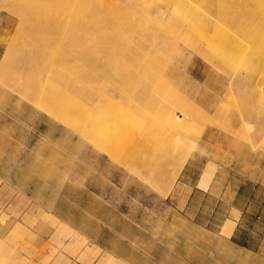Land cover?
Listing matches in <instances>:
<instances>
[{
  "label": "rangeland",
  "instance_id": "374dc122",
  "mask_svg": "<svg viewBox=\"0 0 264 264\" xmlns=\"http://www.w3.org/2000/svg\"><path fill=\"white\" fill-rule=\"evenodd\" d=\"M113 1L121 2V0ZM150 3L152 5L150 27L144 31L146 38L150 41L147 44L150 47L145 51L138 50L139 48L136 47L135 51L138 55L135 60L131 59L135 51H129L130 48L124 43V35H117L113 46L99 44L97 49L95 51L91 49V52L83 48L82 70L92 71L88 61H94L97 64L98 76L95 81H83L84 83L77 84L73 94H76V99L82 104L84 102V106L89 109L93 107L94 112L103 117L106 127H112V140L116 143L120 141L117 132L125 126L153 125L155 129L162 130L171 125L165 124L166 118L162 117L163 113L160 114L167 104L166 95L162 86L152 94H149V90L161 79L164 56L170 54L176 65L180 64V61L187 67L194 65L199 77L197 79H201L200 83L193 80L194 84L200 86L204 82L208 83L206 89L200 86L202 88L199 89L200 93L194 90L191 92L196 94L198 99L203 100L206 110L210 107L209 111L212 112L207 110L209 115L211 114L210 117H213L210 122L200 123L193 117V113L189 112L186 103L184 101L181 103V111H185L190 119V123H185L183 131L186 134L200 133L198 149L189 158L176 182L164 196L165 188L159 192L160 189L156 186L155 190L154 186L148 185L146 177L140 176L143 164L138 153L131 151L126 157L121 156L122 159H126L125 162L121 158V161L117 158L116 161L101 153L88 139H80L79 135L83 133L78 129L60 121L56 114L57 106L50 99L40 98L32 93L30 98H25L22 92H19L21 90H16L17 87L14 84L19 74L17 71H20L21 66H19L20 69L16 68L14 65L18 66V63L10 62L11 67H14L11 72L6 66L3 69L0 68L3 71V73L0 71L2 76L0 77L2 80H0L2 83H0V95H3L0 96V120L4 123H12L13 128H24L26 125L23 122L25 120L22 119V112L27 109V112L31 110L37 118L42 119L44 125L39 131L51 130L50 124H53L55 130H60L58 147L60 160H55V163L60 164L58 178L64 188L65 197L60 199L61 207L58 210L67 218L70 217V212L75 210L73 215L85 225L90 224L85 217L92 215L96 221H93L91 228L93 231L101 229L102 236H100V244H97L74 228L75 231L59 234L60 224L44 218L45 214H51L50 209L48 211L46 209L49 208L48 206L45 208L40 205V201L26 199L16 188H11L0 179V229L3 228V232L0 231V264H102L101 260L109 253L129 264H176L175 253L170 250L174 242V230L181 229L182 225L173 222L171 212L174 207L175 191L179 188L178 181L184 170L188 177V185L197 184V187L201 189H207L213 181L219 186L226 188L230 186L236 189L239 186L245 187L247 178L258 174L264 177V144L262 143L264 133L249 138L241 132L242 123L246 121L255 126L257 124L264 126V120H256L249 115L245 97L248 84L255 81L262 72L252 75L245 71L244 65H240L244 72L241 75L243 81L237 80L232 89L225 87L232 69L210 51L198 28L191 24L185 25L182 26L184 28L182 32H169L175 40L163 38L156 28L165 27L164 23L168 21L179 23L183 17L182 13L177 11V6L172 1L163 4L164 0H150ZM136 5L138 12L145 11L149 7V3L146 7L143 3L140 5L136 2ZM155 8H160V13H155ZM161 13L164 14L162 19ZM76 22L78 21L75 19L74 23L73 20H68L65 26L78 25L84 31L82 34L92 32L91 24L82 25ZM18 23L19 20L15 14L0 7V61L4 58V52L9 47L10 40L19 33ZM184 32L185 36L182 35ZM74 35L77 36V33L74 32ZM135 37L137 40V33ZM173 42L178 44L177 49L170 48ZM116 45L117 47L113 49ZM183 47V55L180 57V50ZM39 61L43 62L41 59ZM38 62L35 68L37 70L34 69L36 73L40 71L38 70L40 67L37 66L41 64L42 69L44 65ZM145 64L148 66L145 67ZM44 73L42 70V73L38 74L45 76ZM23 74L28 72L24 71ZM10 76H13L14 80ZM86 87L91 90L88 99H85L84 92L82 94L78 92L86 91ZM219 94L223 96L219 106L226 107L227 114L233 116V121H228V126L224 125L223 115L215 116ZM138 106L141 109H136ZM24 117L29 119L26 115ZM43 149L45 154H50L51 148L44 146ZM24 150L25 148H22L20 152ZM46 162L52 163L53 160L49 157ZM121 162L125 163L126 167ZM131 163H135L134 167L131 165L132 167L127 168V165L130 166ZM135 165H142L139 166L140 168L137 167L140 170L139 173L137 169L135 170ZM48 176L49 174H46V177ZM3 193L6 194L3 196ZM71 201L77 203L78 207L72 206ZM110 211L114 214L113 216H108ZM40 220L54 228L50 244L55 245L56 254L47 263L30 260L20 254L17 249L20 241ZM14 222H20L22 226L16 228ZM233 228V221L226 220L222 230L229 234ZM92 248H97L99 254L94 256L91 253Z\"/></svg>",
  "mask_w": 264,
  "mask_h": 264
},
{
  "label": "bare ground",
  "instance_id": "6f19581e",
  "mask_svg": "<svg viewBox=\"0 0 264 264\" xmlns=\"http://www.w3.org/2000/svg\"><path fill=\"white\" fill-rule=\"evenodd\" d=\"M171 1L183 17L179 23L171 21L164 23L165 27L156 28L157 32L162 34L163 38L175 40L169 32H182L184 30L182 26L195 25L210 51L232 69L225 85L230 89L237 80L243 81L241 75L244 72L240 65H244L245 71L252 75L262 72L255 81L248 84L245 97L249 115L256 120H264V0H164L163 4ZM136 2L140 5L143 3L145 7L149 3V7L145 11L138 12ZM0 7L15 14L19 20V33L10 40L11 42L9 41V47L6 48L4 58L2 57L0 61V68L3 69L6 66L10 72L14 70V67L20 69L19 66H21L14 81L16 90H21L19 92H22L27 99L30 98L31 93L40 98L50 99L57 106L56 114L59 120L67 126L71 125L78 129L83 133L79 135L80 139H88L106 156L124 161L126 159H122L121 156L126 157L131 151L138 153L143 164L139 166L143 169L139 173L140 170L137 167H140L135 165L137 173L143 178L146 177L148 185L154 186L155 190L159 188L160 191H157L161 192L165 188L163 194L167 195L189 158L198 149L201 138L199 132L186 134L183 131L185 123H190V119L185 111H181L182 101L186 103L189 112H192L193 117L200 123L210 122L213 118L208 113L210 107L209 109L207 107V111L205 105L203 106V100L198 99L196 94L191 92L194 90L200 93L199 89H202L200 86L208 88L207 82L200 86L192 82L193 80L199 83L201 81L197 79L199 77H197L194 65L187 67L180 61L177 66L173 63L170 54L164 56L162 77L153 84L149 94L156 92L157 88L162 86L167 104L160 114L163 113L162 117L166 118L165 124L171 125L162 130L155 129L153 125L122 127L117 132L120 138L118 143L112 140V127H106L103 117L96 114L93 107L89 109L84 106V102L82 104L76 99V94H73L77 89V84L84 83L83 81H95L98 76L97 64L94 61H88L92 71L82 70L83 48L91 52V49L95 51L99 44L113 46L117 35L125 36L124 43L130 48V52H134L136 47L141 51L150 47L147 45L150 41L144 33L145 29L150 27L149 19L152 8L150 0H121V2L113 0H0ZM154 12L160 13V8H155ZM63 16L65 17L62 18ZM163 17L164 14L161 13L160 18ZM74 19L82 25L91 24L92 32H86L85 29L86 33L82 34L83 30L77 24L76 27L69 23L68 27L65 26L66 21L73 20L74 23ZM77 27L80 29L77 30ZM16 30L15 34L18 31ZM136 33L137 40L135 39ZM182 35L185 36L186 33ZM173 43L170 48L177 49L178 44ZM116 47L117 45L113 49ZM183 49L184 47L180 50V57L183 55ZM137 55L138 52L135 51L131 59L135 60ZM71 56H73L72 59ZM38 58L43 62H38ZM10 62L13 64L17 62L18 66L14 65L12 68ZM36 62L47 66L43 65L41 69L42 65L39 64L37 67H40L38 69L40 71L36 73L34 71L38 65ZM147 66L145 64V67ZM42 70L45 76L38 74L42 73ZM24 71L28 74H23ZM1 72L0 77L2 78ZM10 78L13 79V76ZM85 90L78 92L80 94L84 92L85 99H88L91 90L88 87ZM218 98L215 116L223 115L224 125L228 126V121H233V116L227 114L226 107L219 106L223 100L222 94H219ZM136 109H141V107L138 106ZM241 132L251 138L264 133V126H259V124L255 126L246 121L242 123ZM262 143L264 144V139ZM134 164L127 165V168ZM123 165L125 166V163ZM44 218L60 224L59 234L75 231L52 213L45 214ZM3 222L6 223L4 220ZM14 224L16 228L22 226L20 222H14ZM97 248L91 250L94 256L99 254ZM101 263L129 264L111 253L103 258Z\"/></svg>",
  "mask_w": 264,
  "mask_h": 264
},
{
  "label": "crops",
  "instance_id": "0c3cea01",
  "mask_svg": "<svg viewBox=\"0 0 264 264\" xmlns=\"http://www.w3.org/2000/svg\"><path fill=\"white\" fill-rule=\"evenodd\" d=\"M22 115L26 127L20 129L0 120V179L26 199L40 201L45 208L48 206L47 211L50 209V213L98 244L102 230H92L96 221L92 215L85 217L90 221L85 225L73 215L75 210L70 212L69 218L58 210L60 199L65 197L58 178L60 164L55 163L60 160V130L50 124L51 130L39 131L44 125L42 119L27 109ZM44 146L51 148L50 154H45ZM22 148L25 150L20 152ZM49 157L53 162L47 164ZM185 172L178 181L171 212L173 222L182 225L181 229L174 230V248L170 250L175 253V263L264 264V177L258 174L247 178L245 187L236 189L219 186L214 181L207 189H201L197 184L188 185ZM113 215L112 211L108 212V216ZM226 220L234 223L229 234L222 230ZM53 230L40 220L20 241L18 251L30 260L50 262L56 254L55 245L50 244ZM0 231L3 232V228Z\"/></svg>",
  "mask_w": 264,
  "mask_h": 264
}]
</instances>
